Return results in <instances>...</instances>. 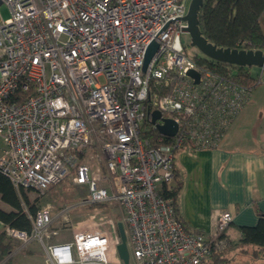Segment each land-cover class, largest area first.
Segmentation results:
<instances>
[{"label": "built area", "instance_id": "obj_1", "mask_svg": "<svg viewBox=\"0 0 264 264\" xmlns=\"http://www.w3.org/2000/svg\"><path fill=\"white\" fill-rule=\"evenodd\" d=\"M190 2L0 0L11 15L0 19V173L19 193L40 195L72 175L89 194L80 206L118 204L129 264H203L226 249L234 221L223 211L211 234L187 231L159 192L173 179L174 150L217 148L252 93L188 55ZM165 119L178 127L171 141L146 137ZM25 212L30 233L4 227L18 250L37 241L47 264H125L110 262L106 234L48 242L58 215Z\"/></svg>", "mask_w": 264, "mask_h": 264}, {"label": "crops", "instance_id": "obj_2", "mask_svg": "<svg viewBox=\"0 0 264 264\" xmlns=\"http://www.w3.org/2000/svg\"><path fill=\"white\" fill-rule=\"evenodd\" d=\"M173 164L170 185L181 183L177 207L188 230L211 234L219 213L234 214L226 231L231 247L203 264H264V248L242 239V228L257 226L264 215V85L253 89L217 148L187 146Z\"/></svg>", "mask_w": 264, "mask_h": 264}, {"label": "trees", "instance_id": "obj_3", "mask_svg": "<svg viewBox=\"0 0 264 264\" xmlns=\"http://www.w3.org/2000/svg\"><path fill=\"white\" fill-rule=\"evenodd\" d=\"M263 15L264 0H204L198 14L199 30L209 43L219 48L264 51V31L261 27ZM195 59L204 68L231 78L239 84L252 89V91L255 87L259 86L257 79L261 71L260 68L238 67L216 62L208 58ZM21 94L23 97L27 95L25 92ZM146 137L155 142L160 137V132L158 130H151L146 133ZM164 140L165 142H169L171 141V137L167 136ZM187 146L196 149L189 144L183 148ZM180 149H175L174 154ZM173 179L175 180V170ZM180 190L181 183L179 181L172 186L170 183H164L159 188L160 194L173 201L176 217L183 228L190 231L184 225L177 207ZM25 192L21 191L19 193L10 180L0 173V204L3 203L10 207V210L7 211L0 205V222L11 229L30 233L32 225L25 209L31 215H35L40 209L36 202H31L28 199L24 194ZM90 207L93 208L94 205ZM194 233L201 232L197 231ZM242 237L244 243L255 244L264 248V215L260 218L257 226L242 228ZM227 240L228 245L226 249L219 254L213 255L208 260L221 256L231 247V242L228 238ZM17 241L10 237L6 230L0 232V263H13L14 255L12 253L18 247H16ZM26 251L31 253L28 250Z\"/></svg>", "mask_w": 264, "mask_h": 264}, {"label": "rangeland", "instance_id": "obj_4", "mask_svg": "<svg viewBox=\"0 0 264 264\" xmlns=\"http://www.w3.org/2000/svg\"><path fill=\"white\" fill-rule=\"evenodd\" d=\"M9 9L6 6L0 7V19H8L10 17ZM261 27L264 31V15L261 19ZM183 44L189 56L194 58H206V56L195 46H192L189 34L183 36ZM264 78V75H263ZM264 85V84H263ZM2 141H0V147ZM85 161L95 164V160L88 156ZM31 202H36L39 209H49L53 216L58 215L53 224L47 230L46 241L59 242L69 241L73 234L79 231H99L108 236L111 248L108 253L110 262H121L117 251V245L120 243V237L117 229L118 222H122V211L118 204L111 202L100 205L80 206V203L89 197L86 186L76 185L73 176L69 175L61 183L51 186L44 195H40L33 191L24 193ZM1 207L10 210V207L1 203ZM93 206V205H92ZM75 207V208H74ZM71 208L69 212L67 209ZM126 229V228H125ZM4 230V226L0 223V232ZM57 235H53V232ZM21 242L17 241L14 251L12 264H47V258L42 251L43 246L34 241L31 247L27 246L19 249ZM34 253H28L26 249L32 250ZM2 264V263H0Z\"/></svg>", "mask_w": 264, "mask_h": 264}, {"label": "water", "instance_id": "obj_5", "mask_svg": "<svg viewBox=\"0 0 264 264\" xmlns=\"http://www.w3.org/2000/svg\"><path fill=\"white\" fill-rule=\"evenodd\" d=\"M204 0H191L188 8L185 21L187 22L186 34L190 35L192 46L197 47L206 58L235 65L238 67H256L264 69V51L262 50H239V49H224L219 48L216 45L209 43L201 34L199 30L198 14ZM155 50L153 45L147 52L145 65L151 59ZM188 75L195 79V82L199 81V74L195 71H190ZM161 118V113L155 111L152 114V122ZM158 131L166 136L173 137L177 132V124L170 119H165L164 124L157 127ZM117 229L120 237V243L117 245V251L120 259L129 264V251L127 247V232L123 222H118Z\"/></svg>", "mask_w": 264, "mask_h": 264}]
</instances>
